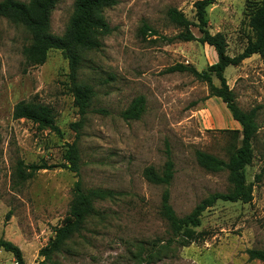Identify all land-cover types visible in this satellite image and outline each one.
<instances>
[{
  "label": "rangeland",
  "instance_id": "obj_1",
  "mask_svg": "<svg viewBox=\"0 0 264 264\" xmlns=\"http://www.w3.org/2000/svg\"><path fill=\"white\" fill-rule=\"evenodd\" d=\"M75 1L56 5L53 34L66 33L76 13ZM196 1L117 0L105 8L112 31L102 37L100 48L85 52L79 71V80L94 89L84 115L75 104L69 62L62 51L52 50L41 65H28L22 51L30 34L0 17V237L18 245L27 264L43 260L40 250L67 216L78 179L85 188H107L118 195L96 201L99 214L55 256L58 264H264L250 260L247 253L264 250V176L256 179L264 167V59L259 54L224 73L239 107H257L254 157L246 167L253 200L217 201L203 212L196 228L204 234L200 240L148 257L161 250L169 228L160 214L166 186L149 182L144 170L153 166L162 172L169 151L175 165L170 202L185 216L210 193L230 188L228 172L205 170L196 150L228 159L242 139L241 125L226 103L210 94L208 83L189 72H165L177 63L202 71L218 60L208 44L163 39L181 31L170 22L169 9L196 22ZM255 1L215 0L207 8L210 32L225 34L231 56L255 39L250 23ZM144 25L157 34L144 36ZM191 30L201 36L197 27ZM213 81L219 85L215 76ZM141 95L145 112L140 119L125 120L122 112ZM21 101L49 105L58 130L15 118L14 107ZM77 135L79 176L63 167L68 143ZM32 165L47 168L29 176ZM0 264L17 263L0 248Z\"/></svg>",
  "mask_w": 264,
  "mask_h": 264
},
{
  "label": "trees",
  "instance_id": "obj_2",
  "mask_svg": "<svg viewBox=\"0 0 264 264\" xmlns=\"http://www.w3.org/2000/svg\"><path fill=\"white\" fill-rule=\"evenodd\" d=\"M60 0H3L0 2V17L18 23L30 34V43L23 48V56L28 65H41L45 63L52 50L62 51L69 62L71 89L75 97V104L80 114L87 113L91 99L94 95L92 86L79 80V71L84 61V54L88 50H95L102 46V37L111 33L112 28L108 23L104 10L116 5L117 0H76V13L72 17L66 33L57 36L51 31V15ZM215 0H197L194 3L196 22L191 21L183 12L176 8L168 11L170 22L181 29L174 37L163 36L164 41L171 43L180 41H200L214 47L218 60L209 65L207 69L199 71L191 64L177 63L165 69V72H189L198 80L208 83L210 94L221 98L230 110L234 120L239 122L242 135L240 146L229 154L228 159H223L203 150H196L195 155L198 164L210 172H228L230 188L225 192H213L202 199L194 209L185 216H179L170 202L169 186L175 174V165L171 154L167 153V160L162 172H158L153 166L144 170L146 179L154 184L165 185L162 193L160 214L168 224L169 237L161 250L148 254L149 259L158 255L163 249L168 250L173 246H189L203 237V232L196 228L201 225L203 212L216 204L217 201L249 203L253 200V185L246 180V167L252 163L253 140L258 132L257 107L243 111L237 101L233 90L229 87L224 75L229 66L239 65L244 59L254 54H259L264 59V0H256L251 12V26L255 33V39L250 40L244 50L238 55L231 56L227 53V40L222 32L211 33L207 8L214 4ZM195 26L201 33L197 37L191 27ZM144 36L150 32L157 34L148 25L141 28ZM213 76L219 80V85L213 81ZM146 108V99L143 95L136 97L131 105L122 112L125 120L140 119ZM103 111V110H101ZM15 118H25L43 127L58 130L55 125L53 109L42 103L18 102L14 107ZM81 125L76 124V126ZM78 137L72 143H68L64 158L67 161L63 167L71 170L77 176L80 174V152ZM30 175L45 165H32ZM264 176V167L257 174L256 179ZM25 178H28L25 177ZM118 194L107 188H85L81 179L75 181L72 189V200L69 211L63 222L54 228V235L48 243L41 248L40 256L43 258L37 264H58L55 256L64 252L66 246L84 228L89 218L98 215L96 201L115 199ZM0 248L9 252L15 258L17 264H27L22 250L10 240L0 237ZM152 250V249H151ZM250 260L264 262L263 249H248Z\"/></svg>",
  "mask_w": 264,
  "mask_h": 264
}]
</instances>
